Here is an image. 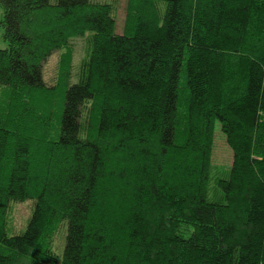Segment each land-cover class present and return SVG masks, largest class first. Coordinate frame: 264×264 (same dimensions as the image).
<instances>
[{
    "label": "trees",
    "instance_id": "16d2710c",
    "mask_svg": "<svg viewBox=\"0 0 264 264\" xmlns=\"http://www.w3.org/2000/svg\"><path fill=\"white\" fill-rule=\"evenodd\" d=\"M112 1L0 0V264H264V0Z\"/></svg>",
    "mask_w": 264,
    "mask_h": 264
},
{
    "label": "rangeland",
    "instance_id": "374dc122",
    "mask_svg": "<svg viewBox=\"0 0 264 264\" xmlns=\"http://www.w3.org/2000/svg\"><path fill=\"white\" fill-rule=\"evenodd\" d=\"M109 1V0H104ZM112 2L115 3L114 14L116 16V32L121 33L123 19H124V6L125 0H113ZM1 13V10H0ZM83 38H76L72 41V75L76 73L75 66L79 63L80 59L84 55L83 51ZM6 46L5 41L2 39V30L0 27V48H4ZM56 61H57V52H52L49 57H47L46 61L42 65V77L44 83L46 85H50L53 83L55 78V68H56ZM231 149L228 147L225 137L220 131L218 123L214 126V147L212 152V160L216 164L220 165H228L231 162L232 158ZM31 208L30 202L25 201L23 203H13L9 205V215H8V222L12 231L22 230L23 225L29 215ZM63 241V233L62 230L54 236L53 246L54 249L58 252L60 250L61 244Z\"/></svg>",
    "mask_w": 264,
    "mask_h": 264
}]
</instances>
